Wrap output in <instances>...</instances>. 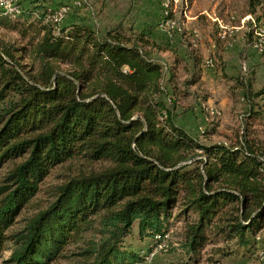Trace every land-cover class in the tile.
Listing matches in <instances>:
<instances>
[{
  "label": "trees",
  "instance_id": "obj_1",
  "mask_svg": "<svg viewBox=\"0 0 264 264\" xmlns=\"http://www.w3.org/2000/svg\"><path fill=\"white\" fill-rule=\"evenodd\" d=\"M45 3L19 1L15 18L0 13L3 29L35 30L29 44L38 64L26 69L15 55L24 49L0 46V171L11 165L0 179V253L13 246L2 264H51L90 231L97 240L82 250L88 264H143L146 256L123 249L124 238L136 224L157 245L178 206L194 216L189 253L207 244L208 230L254 248L264 228L263 156L247 143L198 144L174 124L163 67L141 37L129 39L121 26L103 36L84 24L59 27ZM247 3L250 15L264 6ZM192 73L190 83L199 78ZM198 151L205 161H192ZM75 159L109 166L70 177L47 208L7 235L51 170Z\"/></svg>",
  "mask_w": 264,
  "mask_h": 264
},
{
  "label": "rangeland",
  "instance_id": "obj_2",
  "mask_svg": "<svg viewBox=\"0 0 264 264\" xmlns=\"http://www.w3.org/2000/svg\"><path fill=\"white\" fill-rule=\"evenodd\" d=\"M12 1H16V5L20 1L28 6L31 0ZM45 2L53 11L52 23L59 27L84 24L103 36L114 27L121 26L129 39L141 37L146 42L142 44L143 49L151 51L152 58L163 67L161 86L166 92L164 99L172 112L174 124L201 145L220 144L233 148L247 143L257 155L263 156L264 164V6L250 15L248 0ZM62 8L66 10L60 13ZM0 9H3V4ZM0 13L4 15L5 11ZM169 13L171 19L167 18ZM257 17H260L258 23ZM21 21L15 23L21 25ZM19 27L18 31L0 27V46L24 49L23 53L16 52L15 55L22 57L20 63L28 69L33 62L29 43L36 32L23 25ZM33 65L37 70L38 64L33 62ZM193 70L199 73V78L190 83ZM250 88L251 91L248 90ZM196 155L192 161H205L201 151ZM10 166L0 171V179ZM108 166L104 162L89 164L75 159L55 167L40 183L38 194L6 234L22 230L30 218L47 208L54 200L55 188L70 177ZM180 210L179 206L172 210L168 233L160 243L155 245L152 239L141 238L135 224L122 242L123 249L146 256L143 264H264V228L256 237L258 243L250 251L238 247L235 241L213 236L214 233L208 230L207 244L198 254L189 253L184 247L185 236L194 216L181 215ZM91 226L97 227L95 221ZM90 240H97L93 231L66 245L62 257L51 264H88L82 250ZM12 249L10 243L5 245L0 253V264L9 259ZM150 249L152 251L148 254Z\"/></svg>",
  "mask_w": 264,
  "mask_h": 264
},
{
  "label": "built area",
  "instance_id": "obj_3",
  "mask_svg": "<svg viewBox=\"0 0 264 264\" xmlns=\"http://www.w3.org/2000/svg\"><path fill=\"white\" fill-rule=\"evenodd\" d=\"M0 2H3V9H0V12L5 11L7 8H15V15H17V6L15 3H7V0H0ZM62 10H66L65 8L60 9V13ZM263 43H264V37H263ZM258 46V45H254Z\"/></svg>",
  "mask_w": 264,
  "mask_h": 264
},
{
  "label": "bare ground",
  "instance_id": "obj_4",
  "mask_svg": "<svg viewBox=\"0 0 264 264\" xmlns=\"http://www.w3.org/2000/svg\"><path fill=\"white\" fill-rule=\"evenodd\" d=\"M11 3H15V5H16V1L15 2H13L12 0L10 1ZM1 4H3V2H0V5ZM17 6V5H16ZM6 10H7V12H6ZM5 10V13H4V15H8V14H11V15H15V8H7ZM20 12V9H19V6H17V14Z\"/></svg>",
  "mask_w": 264,
  "mask_h": 264
},
{
  "label": "crops",
  "instance_id": "obj_5",
  "mask_svg": "<svg viewBox=\"0 0 264 264\" xmlns=\"http://www.w3.org/2000/svg\"><path fill=\"white\" fill-rule=\"evenodd\" d=\"M6 12H7V10H6ZM73 24H79V23H73Z\"/></svg>",
  "mask_w": 264,
  "mask_h": 264
}]
</instances>
